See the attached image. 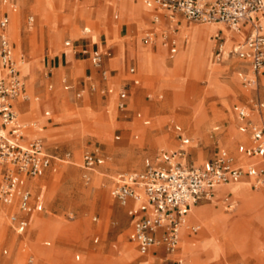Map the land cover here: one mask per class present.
<instances>
[{"label": "rangeland", "instance_id": "374dc122", "mask_svg": "<svg viewBox=\"0 0 264 264\" xmlns=\"http://www.w3.org/2000/svg\"><path fill=\"white\" fill-rule=\"evenodd\" d=\"M91 1L33 0L32 3V0H19L18 4L17 0L20 21L18 13L9 24V37L15 44L13 58L19 64L23 76L26 102L38 104L35 112L30 113V118L43 119L42 112L49 111L52 126L47 127L54 133L51 139L44 141L50 159L48 168L39 178L44 186L41 189L43 211L38 217L31 218L29 228H36L42 222V217L52 222L54 231L51 237H42L35 244H31L27 242V236L30 234L28 228L22 236H17L3 217L4 224L0 226V264H26L29 256L36 260V253L41 251H46L49 255L40 257V264H137L142 258H137L133 245L127 242V217L123 211L116 212L117 204L108 194V177H111L114 171H136L144 158H151L160 151L169 153L178 150L180 137L188 140L185 149L186 163H203L219 150H224L236 160L238 166L244 164L242 157L235 152L236 144L231 146L234 142L244 141L236 131L231 106L238 103L251 106L254 98L246 93L237 97L238 102L231 94H225L228 91L227 85L222 86L219 81L226 80L230 73L237 69L235 63L225 61L224 68L220 70L217 67L220 62L214 58L216 43H220L216 41V37L224 39L221 33L216 34V31L224 32V27L182 21L175 33V55L179 48L183 47L181 64L178 66L175 55L169 59L168 48L162 43V36L168 33L166 28L156 30V36L160 37V40L153 42L154 52L151 51V46L142 47L146 43L142 42L141 38L149 28L142 26L132 29L136 22H143L144 25L147 23L148 14L139 1L132 3L131 0H102L101 15L96 14L94 5H82ZM124 4L129 6H120ZM130 13L144 18L132 21L123 18ZM113 15H116L115 20ZM28 16L32 17L30 24L26 21ZM83 28L92 30H89L90 38L108 35L107 40L113 41L110 46L112 51L118 45L123 51V44L139 46L137 51H129L137 61V68L132 58L127 59L124 66L134 63L137 76L144 75L149 77V80L144 82L138 78V88L142 89L139 94H132L127 98L125 117L115 108L116 94L119 91L117 88L115 93L112 90L113 94H101L103 88L98 77L93 79L91 75L90 80L85 78L84 70L90 67L89 62H77L69 75L61 74V81L65 79L67 85L72 87L70 91H63L62 83L54 86L47 81L54 73L52 63L48 66L43 62V58L48 55V33L49 42L54 43L57 38V47L61 49L64 40L74 41L86 37L82 33ZM112 29L116 31L115 35L112 34ZM202 29H205L203 31L207 36L200 38L191 34ZM201 47L207 50V60L206 53L199 50ZM230 58L234 59L228 55V59ZM190 61L193 65L188 63L184 66ZM117 71L121 73V69ZM232 75L231 83L237 81L236 87L241 91V80L236 78L234 72ZM120 76L110 79L111 84H124L120 82ZM260 84L264 87V74L260 76ZM75 90L82 91L79 99L73 97ZM45 93L50 95L49 99ZM58 94H63L64 100L60 101ZM34 98H37L36 102H33ZM30 107L33 109L35 104ZM136 114L140 115L139 119L135 118ZM142 120H148L149 124L142 126ZM119 122H127L124 130L120 129ZM105 124L107 130L104 132ZM175 128H179V132L175 131ZM115 136L118 137L116 141L113 139ZM134 143L137 145H133ZM123 149L127 155L125 163L129 167L116 169L111 163L122 154ZM82 152L102 157L104 166L107 167L103 174L107 177H101L96 171L97 174L94 172L95 175H92L93 181L84 182L83 173L78 168V156ZM132 154V160L137 161L136 164L130 161ZM38 182L33 181L36 184ZM248 185L244 182L223 189L224 193L242 197L240 200L232 195L236 204L231 211L224 209L220 194L215 196L218 199L198 206L203 207L202 209L216 206L220 215L226 219L225 227L213 223L207 215L195 216L197 211L191 209L188 219L199 222L190 221V224L200 227L199 233L194 241L182 237L180 242V255L190 264H221L222 259V264H231L237 260L245 264L252 260V264H264V237L260 234H249V231L254 230L249 217L264 223V214L258 209L259 195L264 194V191L252 195ZM92 218H95V222L91 221ZM78 223L84 233H80ZM43 229L44 233L47 232V227L44 226ZM94 237H97L95 244L92 243ZM228 237L237 245H245L246 260H243L240 254L230 257H222L219 254L215 241ZM7 238L11 239L8 246L5 244ZM18 240L20 242H17ZM45 242H48L49 246L45 247ZM119 247V263H116V249ZM2 250L6 251L5 255L1 253ZM57 254L61 256L57 258ZM74 256H78L79 260L75 261ZM134 259L136 260L132 261ZM152 260L153 257L148 254L139 264H151ZM152 264L170 263L159 257L155 258Z\"/></svg>", "mask_w": 264, "mask_h": 264}, {"label": "built area", "instance_id": "2783aa9c", "mask_svg": "<svg viewBox=\"0 0 264 264\" xmlns=\"http://www.w3.org/2000/svg\"><path fill=\"white\" fill-rule=\"evenodd\" d=\"M144 6L164 12L168 20L174 14H179L188 23L220 24L232 33L238 31L239 25H246L248 35L231 46L227 56L231 55L246 63L250 76L240 74L242 85L256 86L257 78L264 70V32L260 24L264 20V0H144ZM4 9L14 12V0H0V202L15 204L19 212H26L29 194L21 188L19 175L40 177L49 166V157L43 151L41 140L27 134L30 129L38 130L35 123H20L14 107L17 99H25L24 85L9 46L6 34L8 18ZM153 21L156 22L157 18L154 17ZM173 32L169 30L162 36V43L168 47L169 54L176 51ZM152 39V33H146L142 41L151 42ZM216 41L220 43H216L214 58L220 61L224 39L216 37ZM68 45L69 42H64L65 47ZM90 63L99 70L101 79L105 80L102 55L93 54ZM132 72L129 69V73ZM132 83L137 84L136 81ZM63 89L68 87L64 86ZM103 93L109 94L111 91L102 90ZM125 98V91L120 90L116 105L120 112L124 111ZM253 116L259 119L264 116V95L255 97L251 106L236 109L239 122L237 131L248 139L245 155L253 158L252 162L236 166L227 152L219 150L198 166L186 165L185 148L188 140L180 137L177 151L160 152L154 164L146 163L140 172L115 176L110 196L116 203L119 206H125L129 200L139 203L127 215L140 216L133 223L129 237L140 256L158 246L167 255H174L179 229L185 223L187 206L209 200L217 186L238 182L242 177L249 178L252 188L264 184V124L253 122L250 118ZM147 124L148 121H143V125ZM175 131L179 132V128H175ZM101 164L102 159L92 154H85L81 158V167L87 171ZM8 221L16 233L23 232L25 222L22 218L10 215ZM174 264L187 263L175 259Z\"/></svg>", "mask_w": 264, "mask_h": 264}, {"label": "crops", "instance_id": "0c3cea01", "mask_svg": "<svg viewBox=\"0 0 264 264\" xmlns=\"http://www.w3.org/2000/svg\"><path fill=\"white\" fill-rule=\"evenodd\" d=\"M74 1H82V0H74ZM137 1H139L141 3V5L146 9V12L148 14V16L146 17L147 18V23H146V25H144L143 22H136V24L132 26V29L135 30L137 28H141L142 26H147L149 29L147 30L148 32H146V33H152V35H153L152 41L156 37V34H155L156 30L159 29V28H162V27L163 28H166L167 31L174 30L173 36H174V38L176 40L175 33L177 32V28L182 25L181 22L184 21V23H188L179 14H174L173 17H172V19L171 20H168L166 18V16H165V13L164 12H162L160 10H156L155 8H146L144 6V0H131L132 3H135ZM14 3H15V7H16V9H15L14 12H10L7 9H4L3 10L5 12L7 18H8L7 26H8V24H10V22L13 19V17L19 13V6H18L19 0H18V4H17V0H14ZM32 3H33V0H32ZM82 5H84V6L85 5H94L95 6V9H96V14L97 15H101L103 13V10H102V0H92L89 3L84 2V3H82ZM130 14L125 15L126 17L123 16V18H125L127 20H131V21L132 20H137L136 18H144V17H140L138 15H133V14L130 15ZM154 17L157 18V21L156 22L153 21V18ZM112 18H113V20H115L116 19V15H113ZM19 21H20V13H19ZM26 21L29 24L32 23V17L31 16H28L26 18ZM7 26H6V34H7L9 46L12 49V51H14V49H15V47L13 46L14 43L10 40V38L8 36ZM114 29H112L113 30L112 31V34L113 35L116 34V31ZM89 30L92 31L91 29H87V28H83L82 29V33L84 35H86V37H82V38L77 39V40H74V41L69 40V39L62 41V47H61V49L57 47L58 46L57 43H56V39L57 38L55 39L54 43H50L49 42V39H48L49 38V33H48L47 45H46V53L48 55H46L43 58V62L45 61L48 66L50 65V63H52V69L54 70V73L50 76V78L47 79V81L49 83L53 84L54 86H57L59 83H62L63 84V87L64 86H67L68 87V89H66V90H64L63 87H62V90L63 91H70L72 89V87L69 86V85H67V83L65 82V79H62L63 81H61V79H60L61 74L62 73H65V74H68L69 75L71 73V71H72L75 63H77V62L78 63L89 62V66L90 67L89 68H86L84 70V76H85V78H87L88 80H90V76L91 75L93 76V79H97V77H98V81L100 82V85L103 88V90H110L111 93H112V90L115 93L116 88L119 91L120 90H124L125 91L126 98H125V100L123 102L124 103V111L123 112H120L117 109V106H115L116 110L118 112H120L121 114H123V117H125V114L127 112V110H126V107H127V98L129 96H131L132 94H139L140 93V90L142 89V88L139 89L140 87L138 86L139 85V79L138 78L142 79V81H144V82H147L149 80V77H146L144 75L137 76V71H136L137 61L129 53L130 50H132V51L133 50H136L137 51L139 49V46H138V44H135V45L128 44V45L125 46L122 43L123 44V51H122V49L120 50L119 45L112 51V49H111L110 46L113 44V41H112V39L111 40L110 39L107 40L108 39V35L106 36V35L103 34V35L98 36L97 38H96V36H94L93 38H90L89 37V35H90ZM219 32L220 31L217 30L216 31V34L219 33ZM146 33H144V35ZM230 33H231V36L228 37V41H229L230 47H231V46L239 43L240 41H242L243 39L246 38V36L248 35V27L246 25L241 24V25H239V29H238L237 32H233V33L230 32ZM142 38H141V41H142ZM66 41L69 42V45L65 47L64 46V42H66ZM152 41L151 42H144V43H146L145 45L142 43L143 44L142 47L151 46V51L154 52L155 50H154V46H153ZM224 41H225V39H224ZM175 48L177 50V44H176ZM95 53H99V54L102 55V69L106 72V78H105V80H102L101 79L99 70H96V69H94L91 66L90 58ZM175 54H176V51H175L174 54H169L168 53V58L171 59ZM48 56H50V57H48ZM129 58H132L134 60V62L136 64V68H135L134 63L129 64L127 67L124 66L125 63L127 62V59H129ZM188 63H190L191 65H193V62L190 61V62H187L184 66H186ZM234 63L236 64V68H237L236 71L233 70L230 73V76L228 78H226V80H219L222 86L227 85L228 91L225 94H227V93L228 94H231L234 98H236L237 101H238L237 97H242L246 93H249V96L252 97V98L263 96L264 95V87H262L261 84H260V76L264 74V70L260 74L259 78L257 79V83H256V86L255 87L247 89L240 82L239 83V86L242 89L240 91L236 87L237 81H235L234 83H231V78L233 76L232 75L233 72H236V73L241 74V75H245L247 73V68L245 66L246 63L243 62V61L237 60V59H235V62ZM221 64H222V66H217L220 70H222L224 68L223 63H221ZM63 69H65V70H63ZM119 69H121V73H118L117 70H119ZM129 69H132L133 72L132 73H129ZM118 75H121L120 77L122 78V79H120V82L124 83L121 86H119V84L118 85L111 84V81L113 79H115L116 76H118ZM19 77L23 81V76H21V73L20 72H19ZM110 79H112V80L110 81ZM238 80H240V78H238ZM133 81H136L137 84L134 85L132 83ZM23 85H24V83H23ZM110 86H112L111 89L108 88ZM49 88H50V86H49ZM143 89H146V88H143ZM81 93H82V91L75 90L74 93H73V97L76 98V99H79L81 97V95H80ZM111 93H109V94H111ZM240 93H242V94H240ZM24 95H25V88H24ZM45 95L49 99V96L50 95L49 94H46V93H45ZM235 95H236V97H235ZM57 96H58V98H59L60 101L64 100V98H65V96L63 94H60V95L58 94ZM159 98H161V96ZM26 101H27V99H21V98H19V99H17L14 102V107H15V109L17 111V114H18V120H19L20 123H27V124L28 123H35L38 126V130L33 131L31 133L27 132V134L29 136H36V137H38L41 140L42 147H43V151L47 155L46 149L44 147V141L51 139L53 137V135H54V133L52 132V130L47 127V126H49L51 128V126H52L51 125L52 120L49 117V111L42 112L43 119L30 118V113H32V111L35 112V109L38 107V104L37 103H32V102H29L28 103ZM36 101H37V98H34L33 99V102H36ZM241 102H242V99H241ZM31 104H35V107L33 109L30 107ZM59 105H61V103H59ZM116 105H117V96H116ZM243 106L244 107H247L246 106V103L245 104L238 103L237 105L236 104H233L231 106V111L233 112V114L235 116V118H234L235 119L234 124L236 126L235 127L236 128V131H237V126L239 124V122H238V120L236 118V109L239 108V107H243ZM95 113H97V110H96ZM135 118L139 119L140 118V115L139 114H136L135 115ZM251 120L253 122H255L256 124H258V125L259 124H264V116H261L260 119L253 116V118ZM143 121H145V120H142L141 121V125L142 126H146V125H143ZM146 121H148V120H146ZM118 124H120V126H119L120 129L124 130V125L127 124V122H119ZM148 124H149V122H148ZM106 130H107V126L105 124L104 132ZM225 135L226 134H224V136ZM240 135L243 137L244 141L243 142H234V143H232L231 146H233V144H236L235 152L239 156L242 157L244 163L252 162L254 159L253 158H248L245 155V150H246V148L249 145L248 139H247L246 135H243V134H240ZM113 139L116 141V140H118V137L115 136ZM222 144H223L224 147H226L228 149V147L226 146V144H224V142H222ZM133 145H137V143H134ZM160 152H162V151H160ZM160 152H158L157 154H155L151 158H144L142 160V163H141L140 168L138 170H136V171H130V172L114 171L113 172V175L111 177H108L109 178V184H110V189H109L108 194H109V197L111 198V200L116 203V201L110 196V191H111V188L113 187V180H114V178H115L116 175H118V174H126V173L127 174L128 173H136V172L142 171L146 163L154 164L155 159L159 156V153ZM173 152H175V151H173ZM85 154H92V155L97 156L100 159H102V157H100L99 155H96L94 153H84L83 154V152H82L78 156V162H79L78 168L83 173L82 178L83 179H84V177L87 178V180L84 179V182L87 183L90 180L93 181L92 175L96 171L99 172V174L101 175V177H107L106 175L103 174V172H105L106 169H107V167L104 166L103 159H102V164L101 165L95 166L91 170H88L87 171V170H85V169H83L81 167V158ZM47 156L50 159V156L49 155H47ZM133 157L134 156L132 154V156L130 158V161H132L134 164H136L137 161L132 160ZM126 158H127L126 151H125V149H123L122 150V154L118 158L114 159V162L111 163V165L113 167H115L116 169H124L125 167L128 168L129 165L125 163ZM186 158H187V152L185 150V163H186ZM233 161H234V163H236V160L234 158H233ZM186 165H189V166H198L200 164L197 165V164H193V163L192 164L186 163ZM97 172L95 174H97ZM40 177H37V178H28V177H26L24 175H19V180H20V186H21V188L24 189V190H26L28 192V194H29L28 210L26 212H19L17 210L15 204L6 205V204L0 202V226L2 224H4L3 223V217H4L7 220V222H8L9 228L17 236H22V234H24L25 230L28 228V231L30 232V234H28V236H27V242H29L31 244H35L36 241H38L42 237H51L52 232L54 231V226H53L52 222H50V221H48V220H46V219H44L42 217H40V221H42V222L36 228H34L32 230H30V228H29L30 227L31 218L33 216H37L38 217V214L43 211V204L44 203L41 201L42 200V197H41L42 190L41 189H43L44 186L41 183L42 181L39 179ZM34 180H38L39 181L38 184L33 183ZM240 181H244V182H246V183L249 184L248 185V189H249V192L252 195L254 193H256V192L260 193V192H263L264 191V184L262 186H260L259 188H252L251 185H250L249 178L242 177ZM244 182H243V184H244ZM237 185H239V184H237ZM226 187H228V186H223L222 188L219 189L220 195H222L221 198H220V202L223 201V203H224V209L225 210H228V211L230 210L231 211L234 208V204H236V203H235V200L232 198V195L233 194H231L229 192H226V193L223 192V189L226 188ZM244 193L247 194L245 192V190H244ZM215 195H216V189H214L213 194H212V196H211V198L209 200H207V201L206 200L198 201V202H196L194 204H189L187 206L186 213H185V216H184V220H185L184 222L185 223L179 229L177 249H176L175 254L172 255V256L167 255L160 246H158V247L150 250L146 255L140 256L137 253V251H136L135 244L133 242H131L130 239H129L130 234L132 232L133 223L140 216H128L127 215V212L129 210L136 209L139 206V203L133 202L131 200H129L125 206H119L116 203L117 204V207H118L116 209V212H122L123 211L125 213L126 217H127V236H126L127 242L128 243H131L133 245V249H134V251L137 254V258H142L141 260H139L137 262V264H139L141 261L145 260L147 258V255L148 254H150L153 257V260L155 258H159V257L161 258L162 257L164 261H168L170 264H174L175 259H182L187 264H189L183 257L180 256V242L182 240V237H185L186 239H189L190 241H194L196 239V237L198 236V233H199L198 231H199L200 227L198 225H195V224H190V221H192V220L193 221H196V222H198V221L197 220H194V219H188V213H189V211L191 209H193V211H195V212L198 211V210H200V209H202L203 207L198 208V206H201V205H204V204H207V203L212 202L214 199H216L218 197L217 196L215 198ZM233 196L239 197L240 200L242 198L241 196H238V195H233ZM259 197H260V200H259V203H258V209L260 210V212H262V214H264V194L259 195ZM87 202L90 203L89 201H87ZM10 215H15L16 217L22 218L24 220V222H25V228H24L23 232H21V233L18 234V233H16L14 231V226L12 224H10L9 221H8V217ZM249 220H250V223H251V225H252V227L254 229L253 231H249V234L250 235H253V236L260 234V235H262V237H264V223H262L261 221L256 220L254 217H251V218L249 217ZM91 221L92 222H95V218H92ZM44 226H45V228L47 227V230H46L47 232H45V233L43 231L44 230L43 229ZM81 227H83V226H81ZM78 228H79L80 233H84L83 231H81V228H80L79 223H78ZM190 228H194V229L193 230H190ZM94 239H96V241H94ZM10 240H11L10 238H7L6 239L5 244L7 246L10 244ZM17 242H20V240H18ZM96 242H97V237H94L92 239V243L95 244ZM43 245L45 247H47V246H49V243L48 242H45V243H43ZM15 248H16V246L14 247V249ZM24 248H25V246L22 248V250H24ZM119 249H120V247L118 249H116V253H117V256H116V260L117 261H116V263H119V261H118V257H119L118 250ZM1 253L3 255H5L6 254V251L5 250H2ZM46 255H49V253L46 252V251L38 252V253H36V255L34 257V258H37L36 260H34L31 256H29L28 259H27L26 264H34V262H35V264H40V261H41L40 257H44ZM56 256H57V258H59L61 255L57 254ZM74 259H75V261H78L79 260V257L78 256H74ZM136 259H134L132 261H135ZM153 260H152L151 264L153 263ZM132 261H129V262H132ZM222 261H223V259L221 260V264H222ZM252 263H254L253 260L252 261H249L248 264H252ZM62 264H64V263H62ZM65 264H66V262H65ZM231 264H245V263L240 262V261L237 260L236 262H233Z\"/></svg>", "mask_w": 264, "mask_h": 264}, {"label": "bare ground", "instance_id": "6f19581e", "mask_svg": "<svg viewBox=\"0 0 264 264\" xmlns=\"http://www.w3.org/2000/svg\"><path fill=\"white\" fill-rule=\"evenodd\" d=\"M129 4H131V3H129ZM120 6H123V7H127V6H129V5H127V4H124V5H120ZM38 10V9H37ZM260 24H261V27H262V31L264 32V20H261V22H260ZM211 25H214V26H221V27H223L222 25H220V24H211ZM203 30H205V29H202V30H197L196 32H192L191 34H193L194 36L196 35V36H200V38H202L204 35L205 36H207V33H205V31H203ZM220 32H221V35L223 36V38L225 39V41H224V43H223V45H222V47H221V51H222V56H221V59H220V64H219V66H222V64L221 63H223V62H225V61H228L230 64H233L234 62H235V60L234 59H228V56H227V52L229 51V46H230V43H229V41H228V37L229 36H231V33H230V31L229 30H226L225 28H224V32L222 31V30H219ZM7 32H8V36H9V24H8V26H7ZM227 32V33H226ZM190 33V32H189ZM155 34L157 35V32H155ZM175 37H176V34H175ZM10 38V37H9ZM160 38V37H159ZM157 36L154 38V40L152 41V43L153 42H155L157 39L158 40H160ZM201 40V39H200ZM205 45H206V43H205ZM200 47V46H199ZM223 47H224V49H223ZM182 48L183 47H180L179 48V51H178V53H177V55H175V58H176V62H177V65L179 66L180 64H181V51H182ZM206 48H207V46H206ZM206 48H204V50H203V48L201 47L199 50H202V51H204V53H206V60L208 59L207 58V50H206ZM12 55H13V53H12ZM13 57H14V55H13ZM16 61V60H15ZM16 63H17V61H16ZM17 66H18V71L21 73V70H20V67H19V64L17 63ZM234 74L236 75V78L238 79V78H240V74H238V73H236V72H234ZM247 76H250V72H247V74H246ZM24 124H27V123H24ZM31 124H33V123H31ZM36 125V124H35ZM36 127L38 128V126L36 125ZM34 130H32V129H30V130H28V132L29 133H31V132H33ZM202 162V161H201ZM200 162V163H201ZM199 163V164H200ZM198 164V163H197ZM235 165L236 166H238L236 163H235ZM244 181H238V182H235V183H229V184H227V185H222V186H217L215 189H216V195L215 196H217L218 194H220V191H219V189L220 188H222L223 186H229V185H237V184H241V183H243ZM223 194V193H222ZM190 212H191V210L189 211V213H188V217H190ZM199 215H207V217L208 218H211V221L213 222V223H215V224H217V225H222V227L224 226L225 227V218H223L221 215H220V210L218 209V208H216V206H211V207H207V208H205V209H201V210H199V211H197V213H195V216H199ZM231 230H232V228H231ZM234 231V230H233ZM233 231H231V232H233ZM236 234V233H235ZM234 234V235H235ZM232 236V235H231ZM225 237V236H224ZM223 237V238H224ZM230 237H228V239H217L216 241H215V244H216V246H217V251L219 252V254L222 256V257H230V256H233V255H237V254H240V256H241V258L243 259V260H246L247 258V256L245 255V253H247V252H245V245L244 246H241V245H237V243H234V241L233 240H231V239H229ZM235 238V237H234ZM233 238V239H234ZM249 253V252H248ZM181 256V255H180ZM181 257H183V256H181ZM185 260H186V258L185 257H183ZM187 261V260H186ZM188 262V261H187ZM189 263V262H188ZM190 264V263H189Z\"/></svg>", "mask_w": 264, "mask_h": 264}]
</instances>
